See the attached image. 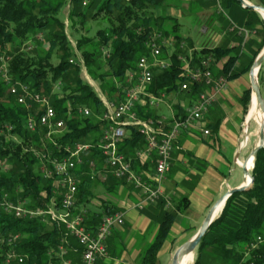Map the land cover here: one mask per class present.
Returning a JSON list of instances; mask_svg holds the SVG:
<instances>
[{"label": "trees", "instance_id": "1", "mask_svg": "<svg viewBox=\"0 0 264 264\" xmlns=\"http://www.w3.org/2000/svg\"><path fill=\"white\" fill-rule=\"evenodd\" d=\"M160 0H0V52L5 45L11 46L7 63L9 83H25L30 90L38 91L49 97V104L64 119L66 127L60 135L51 133L45 137V129L38 126L35 131H27L23 119L29 111L23 105L16 104L15 98L8 91V84L0 79V161L6 170L0 171V200L5 196L14 203H24L28 208L45 209L51 199L56 204L60 196L54 186L55 175L49 178L41 174V162L35 151L46 154L49 158H59L66 152L63 145L77 143L94 144L99 140L100 128L104 125L99 116L104 108L99 96L91 84L81 77V67L72 65L68 60L80 53L86 75L97 83L98 92L111 102L122 98V87L125 74L135 67V62L148 50L144 42L151 32H160L167 38L174 39V48L168 56L170 66L156 72L153 82L146 87L148 92L157 95L180 91L179 85L186 80L182 68L184 64L180 57L186 53L180 49L179 43L184 42L178 34V21L163 16L154 15ZM238 4L235 0H223L222 5ZM67 3V19L70 25L75 23L82 27L89 19H95L101 13L107 20V25L95 31L93 36H77L74 48L65 34L63 20L58 19L59 8ZM264 7V0L258 3ZM239 5V4H238ZM246 15L243 25L256 32V39H247L241 48L215 44L201 45L191 53V63L200 65L202 58L209 57V70L212 76H225L228 80L240 77L253 63V59L264 44L263 20L258 13L248 7H243ZM111 18L108 21L107 18ZM43 36L36 40L38 35ZM37 41L32 52L19 51L21 45ZM28 44V43H27ZM256 46V50L254 51ZM186 47H191L187 42ZM244 47V48H243ZM254 48V49H253ZM245 49V50H244ZM103 50L108 56L103 55ZM160 57L167 58V50L162 49ZM55 57L53 64L51 58ZM104 57V58H103ZM102 61H99V59ZM204 84L191 82L183 92L186 96H198L203 91ZM247 90L243 95L244 110L247 107ZM81 106L89 109L86 117L77 111ZM136 114L139 119L157 120L153 106L146 103L136 104ZM179 109L181 106H177ZM166 124V123H165ZM9 125L10 130L4 129ZM167 125V124H166ZM96 133V134H95ZM53 140L55 144H53ZM144 147L143 137L136 128H129L127 137L117 144V150L124 154L137 171L140 165L135 155L138 149ZM78 165L79 184L77 185L76 208L84 207L88 213L84 215L86 228L94 230L103 215L114 213L118 208L107 200H102L98 207L90 208L89 202L94 198L93 188L98 180H90L84 173L89 160H98L99 151L92 148ZM250 174L253 179L246 191H235L224 200V205L212 221L206 233L196 244L193 264H264V143L253 158ZM47 168L49 163L44 162ZM101 184L104 192L113 193L125 183L124 180L108 178ZM158 210L154 213L156 221L155 236L140 253L139 264H157V255L168 237L169 229L175 221V216L188 209V199L179 195L174 210L164 209L162 201L156 203ZM64 226L56 222L46 223L38 218H15L13 214L0 211V240L11 235H18V240L10 245L0 242V264L4 254L9 249L26 255L30 264H47L49 261L58 263L56 245L63 238ZM260 242L256 243L255 238ZM68 253L72 257L80 256V246L69 237ZM74 259V263H78ZM10 264H16L12 262Z\"/></svg>", "mask_w": 264, "mask_h": 264}, {"label": "built area", "instance_id": "2", "mask_svg": "<svg viewBox=\"0 0 264 264\" xmlns=\"http://www.w3.org/2000/svg\"><path fill=\"white\" fill-rule=\"evenodd\" d=\"M213 2L219 10H221L220 0H209ZM236 33L243 37L250 36L251 32L247 28L231 26ZM174 39L167 38L160 32H151L144 42L145 48L148 50V55L140 57L135 62V67L125 74V81L122 87V98L118 102H111L102 94H98L99 100L104 108L103 113L99 116V121L103 122V126L99 131V140L94 144L83 143L77 141L72 145L65 144L62 150L66 152L64 156L59 158L48 157L40 151H35L41 162V174L49 178L52 173L55 175L54 186L57 194L60 196L58 203L51 199L47 208L36 209L28 208L24 203H14L12 200H7L5 196L0 200V211L6 214H13L15 218H38L41 217L46 223L56 222L64 226V236L56 245V253L58 257L57 264H94L96 258L107 255L105 241L109 237V233L113 227H119L123 224L122 214L118 212L108 213L100 218V222L95 229L89 230L84 222V215L87 209L84 207L76 208L75 202L77 199V185L79 184L78 174L81 170L78 165L83 163V158L87 156L92 148L99 151L98 160H89L87 162V170L85 175L90 180H98L100 184H105L112 178L115 180L124 179L127 184H130L134 190L139 192L138 201L133 205L134 208L143 209V205L150 202H156L163 196L161 182L164 181L165 174L169 171L170 162L169 156L177 149L175 140L180 131H186L200 121L201 115L208 109L214 101L217 92L226 85L227 78L218 75L217 78L212 76L209 67L211 59L208 57L202 58L200 65L191 63V57H180L184 64L182 71L183 76L187 81L179 85V89L184 91L187 89L188 83H201L208 87L210 93L203 92L196 101L195 105L189 107L185 116L173 120L169 125H166L163 120H142L139 119L135 104L139 103L140 99L145 97L149 105H156L161 102V97L164 95H152L150 92H145L149 83L153 82L154 73L162 69H167L170 63L165 58L160 57L162 49H166L168 56L171 55L174 46ZM180 49L183 48V43H179ZM27 50L30 47L26 48ZM74 57L68 60L69 64L79 65L82 69L83 79L89 84L92 80L86 75L85 67L80 56V53L75 52ZM103 55L108 56V52L103 50ZM8 69L6 66L0 65V79L7 83L8 93L15 98L16 104L23 105L28 116L23 119L27 131L33 132L40 126L45 129V137L49 138L51 133L60 135L66 127L65 121L57 117L56 111L49 104V97L40 94L38 91L30 90L25 83H9ZM93 85V84H92ZM78 113L86 117L90 114L89 109L78 106ZM136 128L139 135L143 137L144 147L136 152L137 157L143 154L154 152L153 158L154 167L149 174L134 172L131 164L126 160L123 153L117 150V144L125 136L128 128ZM12 127L4 125V129L10 130ZM202 133L207 134V130ZM53 144L55 141L53 140ZM47 162L50 169L45 166ZM71 237L80 246L81 253L79 262L73 263L68 255V243ZM18 240V235H11L6 239H1V244L10 245L13 241ZM255 242H260V238L256 237ZM26 255L15 252L14 249H9L5 252L3 262L10 264H30L26 260ZM47 264H56L54 261H49Z\"/></svg>", "mask_w": 264, "mask_h": 264}, {"label": "crops", "instance_id": "3", "mask_svg": "<svg viewBox=\"0 0 264 264\" xmlns=\"http://www.w3.org/2000/svg\"><path fill=\"white\" fill-rule=\"evenodd\" d=\"M222 1L220 0L221 10L209 0H197L189 5L190 8L196 11L211 10L210 26L213 27L215 38L210 46L215 44L227 47L238 45L241 48L247 39H256V34L254 35L251 32L250 36L243 40L241 35L231 29L232 25L245 27L243 23L247 13L243 10V6L230 2L223 6ZM246 1L248 4L256 5L258 3V0L256 2L253 0ZM167 4V2L162 3L159 6L160 8L156 10L159 12H156L155 15L160 14L162 9L169 8L168 5L171 4ZM202 4L211 7L207 8ZM182 43V50L188 57L189 49H192V51L194 49L186 47L185 42ZM199 47L194 48L198 49ZM261 65L258 72L259 79H264V76L260 74ZM257 84L259 88V80ZM247 90H250L249 75L247 73L238 78H231L224 88L217 92L214 101L211 103L212 105L206 109L200 118L201 120L193 124L190 129L178 133L175 140L177 149L170 153L169 171L165 174L164 181L161 182L163 196L156 202L144 204L143 209L134 208L133 205L138 201L139 192L134 190L130 184H127L124 179L122 180L125 183L121 184L115 192L116 194L104 192L100 184L94 186L93 191L99 197V200H107L113 203L118 208L116 212L122 214L124 221L122 226L113 227L109 233L106 241L108 255L103 258H96L94 264H139L140 253L155 236L156 221L154 213L158 210L156 203L162 201L164 209L171 211L174 210V204L178 196L184 194L188 199V209L175 216L168 237L157 255L156 262L160 264V254L167 252L169 256H172L178 246L191 238L196 229L199 228L200 225L194 227L189 225V220L193 218L191 215L193 211L202 212V218L205 217L207 210L214 205L213 202L217 196L242 184L243 174H241L238 161L243 163L249 151L255 148L259 132V121L254 116L251 119L247 117L249 116L247 113L250 104L249 97L247 107L244 110L243 95ZM195 100V96H186L181 91H176L168 96L165 94L161 102L156 105L154 113L157 120H163L164 123L169 125L176 117L182 118L185 116L186 111ZM262 100L264 102V97ZM177 106H181V108L179 109ZM250 123L252 124L253 140L248 144V138L244 136V129H249ZM204 129L208 131V134L202 133ZM127 135L128 133L125 136L127 137ZM154 154V152H151L143 154L140 158L138 157L140 165L145 163L146 167L141 168L139 166L136 168V172L149 174L154 167ZM230 180L231 182L228 183ZM223 184L226 189L222 188ZM89 203L92 204L93 201L91 200ZM98 205L94 207H98ZM89 207L94 208L91 205ZM188 256L189 254H186V259ZM66 258H70L73 263L74 259L79 261V256L72 257L69 253ZM183 260L184 258L181 260L182 264Z\"/></svg>", "mask_w": 264, "mask_h": 264}, {"label": "rangeland", "instance_id": "4", "mask_svg": "<svg viewBox=\"0 0 264 264\" xmlns=\"http://www.w3.org/2000/svg\"><path fill=\"white\" fill-rule=\"evenodd\" d=\"M163 1V2H162ZM197 0H193V1H188V0H160V2H159V4H158V8H160L159 6L162 4V3H168V4H171V5H168V6H170L169 8H166V9H162V12H160V14H158V15H163V16H166V17H169V18H172V19H174V20H176V21H178V23H179V26H177L178 28V34L179 35H181V36H183V38L185 39V43L187 44V42H190V44H191V48H193V49H195L196 47H199V46H201V44H203V45H207V46H210L211 44H212V42H213V39L215 38L214 36H215V34H214V30H213V27H211L210 25H211V20H210V16H211V10H208V11H206V10H200V11H196V10H193L192 8H190V4H192L193 2H196ZM253 1H255L256 2V0H253ZM205 6V7H211V6H209V5H205V4H202V6ZM68 6H67V3H63L62 5H61V7L59 8V13H58V19L60 18L61 20H63V22H64V25H65V29H64V31H65V34H66V36L68 37V39H69V41H71L70 43V45L74 48V43H75V41H76V37L79 35V36H93L94 35V33H95V31L96 30H98V29H102V27H104V26H106L107 25V20H106V18L103 16V14L101 13L100 15H98L95 19H89V21L87 22V25L85 26V27H82L80 24H77V23H75V27H73L72 28V26L70 25V21L67 19V15H68ZM158 10V9H157ZM157 11H155L154 12V15H155V13H156ZM159 12V11H158ZM157 12V13H158ZM173 12V13H172ZM171 13V14H170ZM260 17V16H259ZM108 19V21H111V18H107ZM263 20V19H262ZM264 23V22H263ZM248 29V31L249 32H252L254 35L256 34V32H254V30H250L249 28H247ZM263 29H264V25H263ZM188 36V37H187ZM256 36V35H255ZM43 36H41L40 34L38 35V37H36V40H38V41H40L41 43H42V45H41V47L42 48H45L46 47V44L47 43H45V42H43L42 40H41V38H42ZM187 37V38H186ZM37 41H33L32 40V42H27L25 45H21L20 46V48H19V51H23L24 53L25 52H32V49H33V45L36 43ZM11 46H13V45H9V44H7V45H5L4 47H3V49H2V52H0V65H7V63H8V60L10 59V55L8 54V52L10 53V52H12V49H11ZM263 46H264V44L262 45V48H263ZM27 47H30V49L29 50H27L26 48ZM195 47V48H194ZM262 48H261V50H262ZM188 49V48H187ZM257 48H256V46H255V49H254V51H257L256 50ZM190 50V53L188 54V57H191V53H192V49H189ZM260 50V51H261ZM259 52V51H258ZM168 53V52H167ZM257 55H258V53H257ZM256 55V56H257ZM255 56V57H256ZM104 58V57H103ZM166 60H168V55H167V58H165ZM254 60V59H253ZM51 61H52V63L53 64H55L56 63V60H55V57H53V58H51ZM99 61H102V59L100 58L99 59ZM168 62H169V60H168ZM254 62V61H253ZM253 64V63H252ZM252 64H251V66H252ZM262 68H261V75H263L264 76V61L262 62ZM250 67V66H249ZM249 67H248V69L246 70V72L245 73H247V75H248V70H249ZM6 69H7V66H6ZM258 72H259V69H258ZM155 74V73H154ZM258 74V73H257ZM81 77L83 78V75H82V73H81ZM91 80V79H90ZM249 80H250V78H249ZM258 80H259V88H261L260 89V95H261V97L263 98L264 97V79L263 78H261V79H259V74H258ZM258 80H257V82H258ZM227 81H229L228 79H227ZM227 81H226V83H227ZM91 84V83H90ZM93 84V85H92ZM92 84H91V86H93L94 87V89H95V91H96V93H98V89H97V87H96V85H97V83H95V81L94 80H92ZM188 85H189V83H188ZM258 85V84H257ZM205 88L203 89V91L202 92H200L199 93V95L198 96H200L201 94H203V92H208V93H210V90H208V87L205 85L204 86ZM147 90L145 89V92H146ZM181 91V90H180ZM250 91V94H251V89L249 90ZM148 92V91H147ZM151 93V92H150ZM99 94V93H98ZM164 95L165 96V94H166V92H161V93H159V94H157V96H160V95ZM250 94L248 95V97H249V99H250ZM152 95H154V94H152ZM167 96L169 95V94H166ZM163 96V97H164ZM198 96H196V100L195 101H193V104L192 105H195L196 104V101H197V99H198ZM163 97H161V98H163ZM143 99H146L145 97H143V98H141L140 99V101H139V103L138 104H141L142 103V100ZM162 100V99H161ZM146 103H147V99H146ZM160 103V102H159ZM159 103H157V104H159ZM137 104V103H136ZM136 104H135V106H136ZM148 104V103H147ZM156 104V105H157ZM149 105V104H148ZM156 105H153V108H156ZM134 106V107H135ZM149 106H152V105H149ZM135 110H136V107H135ZM165 110L166 111H168L167 110V108H165ZM206 111V110H205ZM204 111V112H205ZM137 112V111H136ZM204 114V113H203ZM202 114V115H203ZM261 111H258V113L257 112H253V111H251L250 112V114H248V115H250V116H247V117H250L249 119H251V117H253L254 116V118H256L258 121H259V123H260V119H261ZM201 115V116H202ZM184 117V116H183ZM182 117V118H183ZM179 118H181V117H179ZM181 118V119H182ZM176 119H177V117H176ZM176 119H174V120H176ZM201 120V119H200ZM173 121V120H172ZM199 122V121H198ZM129 129V128H128ZM206 130V129H205ZM138 132V131H137ZM128 133V130H126V134ZM96 134V133H95ZM125 134V135H126ZM205 134V133H204ZM207 134H208V131H207ZM244 136H245V138L247 137L248 138V141H247V143L249 144L250 143V141L251 140H253V131H252V124L250 123V126H249V129L248 128H245L244 129ZM257 136H258V134H257ZM246 140L244 139V142H245ZM257 144V143H256ZM255 144V145H256ZM138 150H140V149H138ZM137 150V151H138ZM238 163H239V166L242 164V162L241 161H238ZM253 163V159H250L249 158V160H248V165H247V168H248V170L250 171V166H251V164ZM154 166V165H153ZM7 168H6V166L0 161V171H4V170H6ZM231 182V180L230 181H228V183H230ZM100 184V183H99ZM101 185V184H100ZM222 188L223 189H226V187H225V185L223 184V186H222ZM94 192V191H93ZM95 193V192H94ZM224 193V192H223ZM223 193H221V194H223ZM221 194L219 195V196H217V198L214 200V202L221 196ZM113 196V195H112ZM92 201H93V203L91 204H89V205H91V206H95V205H98L102 200H99V197L98 196H96V193H95V195H94V198L93 199H91ZM213 202V203H214ZM221 207H222V205H221ZM221 207H219L218 209H217V211H216V215L218 214V212H219V210L221 209ZM192 217L193 218H191L190 220H189V225H191V226H196V225H200L202 222H203V220H204V217L202 218V212H197V211H193L192 212ZM123 223H124V221H123ZM123 225V224H122ZM121 225V226H122ZM105 244H106V241H105ZM107 255H108V251H107ZM184 256V257H183ZM105 257V256H104ZM103 258V257H102ZM170 258H171V256H169L168 254H167V252L166 253H162V254H160L159 255V262H161L160 264H171V261H170ZM181 258H184V262H183V264H193V258H194V252H193V255L191 256V254H189V256L187 257V259H186V255L185 254H183L182 256H181ZM182 264V263H181Z\"/></svg>", "mask_w": 264, "mask_h": 264}, {"label": "water", "instance_id": "5", "mask_svg": "<svg viewBox=\"0 0 264 264\" xmlns=\"http://www.w3.org/2000/svg\"><path fill=\"white\" fill-rule=\"evenodd\" d=\"M238 4H241L243 7H248L252 11L258 13L260 18H262L261 12L264 13V7L260 4H248L246 0H235ZM263 19V18H262ZM264 22V19H263ZM264 25V23H263ZM264 59V46L261 51L258 52V55L254 58V62L252 66L249 67L248 75H249V89H251L250 99H249V108L247 110V113L249 114L251 105L253 104L252 101L254 99V102L256 103V109L258 111H261L262 114V121L258 125V136H257V144L254 149L250 150L247 157L245 158L244 162L240 165L241 174H243L242 184L235 186L234 188L228 189L225 193L221 194V196L214 202V205L211 206L205 215V219L200 224L199 228L196 229L194 235L189 238L187 241H184L183 243L178 246V248L175 250V252L172 253V256L170 258L171 264H180L178 259L183 254H191L193 255V252H195L196 244L201 239V237L204 236L206 233V229L208 228V225L214 221L216 218V210L219 208V206L222 204V207L224 205V200L229 195L235 193V191H246L249 189V186L252 182V175L250 174L247 163L249 158L253 159L256 152L263 146L264 143V102L262 100V97L260 95V88H258L257 80H258V69L261 65L262 61ZM254 69L256 70L254 72ZM250 116V115H249ZM250 118V117H249ZM249 120V119H248ZM254 160V159H253ZM253 164V163H252ZM252 164L250 168L252 167ZM246 177H249L246 181ZM221 207V208H222ZM221 210V209H220ZM219 210V211H220Z\"/></svg>", "mask_w": 264, "mask_h": 264}, {"label": "bare ground", "instance_id": "6", "mask_svg": "<svg viewBox=\"0 0 264 264\" xmlns=\"http://www.w3.org/2000/svg\"><path fill=\"white\" fill-rule=\"evenodd\" d=\"M261 15H262V17L264 18V13L261 12ZM255 71H256V70L254 69V72H255ZM252 103H253V104L251 105L250 112L253 111V112H257V113H258V110L256 109V103L254 102V99H253ZM250 112H249V114H250ZM260 115H261V116H260V117H261L260 122H261V121H262V114H260ZM248 178H249V177H246L245 180L247 181ZM221 205H222V204H221ZM221 205H220L219 207H221ZM217 209H218V208H217ZM216 211H217V210H216ZM181 256H182V255H181ZM181 256H180L179 259H178V261H179L180 264L182 263V261H181V260H182Z\"/></svg>", "mask_w": 264, "mask_h": 264}]
</instances>
